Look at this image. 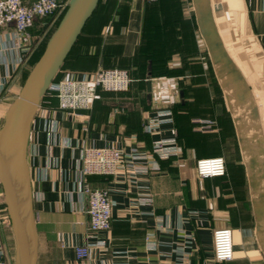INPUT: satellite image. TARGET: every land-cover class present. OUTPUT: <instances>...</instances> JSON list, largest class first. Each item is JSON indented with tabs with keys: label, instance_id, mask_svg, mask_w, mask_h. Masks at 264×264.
<instances>
[{
	"label": "crops",
	"instance_id": "1",
	"mask_svg": "<svg viewBox=\"0 0 264 264\" xmlns=\"http://www.w3.org/2000/svg\"><path fill=\"white\" fill-rule=\"evenodd\" d=\"M155 1L118 0L116 8L108 6L110 17L95 21L77 40L60 74L80 78L100 69L128 67L133 80L128 91L98 90L93 108L80 119L54 109L56 98L43 97L38 107L27 151L34 264H264L263 233L236 115L197 21V35L190 36L192 51L171 53L166 69L151 78L136 76L148 24L146 8ZM211 6L225 47L252 90L264 134L263 111L254 92V82L264 86V0H211ZM12 29V24L0 27V130L21 91L26 65H19L23 51L7 36ZM32 32L40 37L38 22ZM40 42L35 38L31 53ZM150 48L157 51V45ZM147 80L152 83L150 96ZM151 117L165 119L158 132L144 129ZM204 120L215 123L206 128ZM173 138L180 148L177 154L161 157L153 151L156 141ZM83 146L137 150L145 156L137 162L140 166L159 165L158 171L142 170L134 177L120 173L86 178L93 188L110 192V230L92 232L89 227L78 169ZM215 156L225 158L228 174L199 178L197 160ZM5 222L0 216L4 244ZM221 227L233 230L235 247L234 258L220 263L214 259L213 233ZM85 244H95L92 255L79 260L76 247Z\"/></svg>",
	"mask_w": 264,
	"mask_h": 264
},
{
	"label": "water",
	"instance_id": "2",
	"mask_svg": "<svg viewBox=\"0 0 264 264\" xmlns=\"http://www.w3.org/2000/svg\"><path fill=\"white\" fill-rule=\"evenodd\" d=\"M99 1L69 0L62 19L48 39L44 52L30 70L0 130V179L11 210L14 232L19 247L24 251H26V245L20 228L19 210L17 202L15 203L13 199L15 187H23L22 203H26L27 216L28 213L30 214L28 219L32 227L33 242H35L30 168L27 158L31 123L43 97L61 71ZM192 1L200 33L207 45L227 101L236 115L240 140L250 169V182L255 197L259 229L263 233L264 241V134L259 109L248 82L221 38L211 0ZM151 85V80H147L149 96L152 90Z\"/></svg>",
	"mask_w": 264,
	"mask_h": 264
},
{
	"label": "built area",
	"instance_id": "3",
	"mask_svg": "<svg viewBox=\"0 0 264 264\" xmlns=\"http://www.w3.org/2000/svg\"><path fill=\"white\" fill-rule=\"evenodd\" d=\"M68 3L69 1L62 0H0V27L13 25V29L7 36L14 48L23 51L18 59L19 65L26 64L31 54V44H34L35 38L42 41L61 13L67 9ZM37 22L42 28L40 37L39 35L35 37L32 32ZM132 81L129 71L125 68H105L84 74L80 78L71 76L60 78L52 82L45 95L57 99L58 106L54 109L65 112L72 118L80 119L86 115L85 112L93 108L98 90L128 91ZM1 89H4V85ZM164 121L165 119L160 117L147 118L144 129L150 133L158 132ZM202 123L204 127L209 128L215 121L204 120ZM153 151L161 157H169L180 152V148L176 146V140L173 138L156 141ZM144 157L137 150L126 151L116 147H82L78 169L84 180L82 194L87 200L85 211L89 215V227L92 232L111 229L114 201L108 189L93 188L86 178L91 175L115 176L120 173L134 177L142 170H159L157 163L140 166L137 162ZM195 169L199 178L223 177L228 174L227 164L222 156L201 158L197 160ZM93 246L95 244L77 246V258L79 260L90 258ZM213 247L216 262L231 261L234 258L233 230L228 227L215 229ZM0 264H10L1 234Z\"/></svg>",
	"mask_w": 264,
	"mask_h": 264
},
{
	"label": "rangeland",
	"instance_id": "4",
	"mask_svg": "<svg viewBox=\"0 0 264 264\" xmlns=\"http://www.w3.org/2000/svg\"><path fill=\"white\" fill-rule=\"evenodd\" d=\"M150 7L151 13L154 12V14H150L148 18L143 43L157 45L156 49L159 52V55H163L164 52L166 57L171 56V53L179 51L182 48L185 49L184 53L192 51L194 49V42H192L190 36L197 35L192 0H156L154 3L150 4ZM50 31L45 35L43 41L49 39L52 34H50ZM165 43L167 44V47L164 51H160V47L163 45L164 48ZM186 45H188V47ZM34 59L35 57H32L31 59L29 58V61L24 66L20 75L21 84H23V79L27 74V71H30L34 66ZM62 69L64 68L62 67ZM61 71L59 72L58 77H60ZM254 92L256 97L260 100L264 116V86H260L254 82ZM261 99L263 102H261ZM0 187V193H2V195H0V200H2L1 203L3 204L2 209H0V216L2 219L5 218L4 220L6 221L4 228L6 233L5 245L7 249V259L10 264H18L20 248L14 232L11 210L7 203V198L1 181ZM233 241L235 247V239H233Z\"/></svg>",
	"mask_w": 264,
	"mask_h": 264
},
{
	"label": "trees",
	"instance_id": "5",
	"mask_svg": "<svg viewBox=\"0 0 264 264\" xmlns=\"http://www.w3.org/2000/svg\"><path fill=\"white\" fill-rule=\"evenodd\" d=\"M118 0H100L99 4L96 8V10L94 11L93 15L90 17V19L87 21L80 37L78 38V41H80V39L82 38V35H84V33H86V31L88 30V28H90V26L95 22V21H100L101 23H104L105 21H107V19L110 17L107 12H106V8H109L108 6H113L116 8V6L118 5ZM66 9L61 13L59 19L55 22V25L52 27L50 34L53 33V31L57 28L60 20L62 19L64 13H65ZM104 13V18L101 17V15ZM150 14H154V12L151 13V7L150 5L147 6L146 8V20L148 21V18L150 16ZM147 25H145L144 28V32L142 35V38L144 37V33H145V29H146ZM49 34V35H50ZM51 36V35H50ZM49 37V36H48ZM97 37V35L95 36V38ZM50 38V37H49ZM47 39H45V41H41L39 46L37 47V49H35V51H33L30 56L28 57L26 63L29 61V58L31 59L32 57L34 59V64L37 62V60L40 58V56L42 55V53L45 50L46 47V42ZM48 41V40H47ZM144 40H142V44L141 47L139 48L140 50V57L136 60L137 62V66L134 67V70L136 71V76H138L137 78H151L155 75H157L160 71L159 69L163 68L166 69L165 63H166V59L168 57L165 56H159V52L158 51H154L153 49H150V47L153 44H145L143 43ZM44 42V43H43ZM78 43V42H77ZM163 49V45L160 47V51H164ZM164 54V52H163ZM67 62V61H66ZM65 62V63H66ZM64 63V65H66ZM63 65V68H64ZM121 68H125V67H121ZM129 71L130 73V68L128 69L125 68ZM30 71H27V74L24 76L23 79V84L28 76ZM131 75V74H130ZM59 75H57L56 80H59L61 77H58ZM22 84V85H23ZM49 97L48 95L44 96ZM44 98V99H45ZM51 99H55V97H50ZM49 99V100H51ZM91 176H106V175H91Z\"/></svg>",
	"mask_w": 264,
	"mask_h": 264
},
{
	"label": "bare ground",
	"instance_id": "6",
	"mask_svg": "<svg viewBox=\"0 0 264 264\" xmlns=\"http://www.w3.org/2000/svg\"><path fill=\"white\" fill-rule=\"evenodd\" d=\"M15 174V173H14ZM16 175V174H15ZM16 177V176H15ZM9 194V193H8ZM14 202H17V209L19 210V223L20 228L23 231L24 239H25V247L26 251L20 248L18 264H33L34 262V249H33V234H32V227L30 225V220L26 214L27 206L26 203L23 202V187L19 188L18 186L15 187V195H14Z\"/></svg>",
	"mask_w": 264,
	"mask_h": 264
}]
</instances>
